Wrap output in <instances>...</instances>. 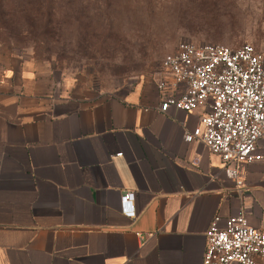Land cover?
<instances>
[{"label": "crops", "instance_id": "crops-1", "mask_svg": "<svg viewBox=\"0 0 264 264\" xmlns=\"http://www.w3.org/2000/svg\"><path fill=\"white\" fill-rule=\"evenodd\" d=\"M184 88L162 66L94 88L0 51V264H203L216 216L264 230V161L241 165L239 184L187 141L204 108H160Z\"/></svg>", "mask_w": 264, "mask_h": 264}, {"label": "rangeland", "instance_id": "rangeland-1", "mask_svg": "<svg viewBox=\"0 0 264 264\" xmlns=\"http://www.w3.org/2000/svg\"><path fill=\"white\" fill-rule=\"evenodd\" d=\"M182 40L264 48V0H0V51L94 88L157 74Z\"/></svg>", "mask_w": 264, "mask_h": 264}, {"label": "built area", "instance_id": "built-area-1", "mask_svg": "<svg viewBox=\"0 0 264 264\" xmlns=\"http://www.w3.org/2000/svg\"><path fill=\"white\" fill-rule=\"evenodd\" d=\"M161 66L175 86L185 85L181 94L164 93L161 110L204 108L201 125L185 138L203 142L242 184L240 166L264 161V48L182 40ZM167 86L160 81L162 91ZM134 197L131 191L122 196L124 211L132 217L137 214ZM206 241L203 264H264V230L253 227L245 214L216 216Z\"/></svg>", "mask_w": 264, "mask_h": 264}]
</instances>
